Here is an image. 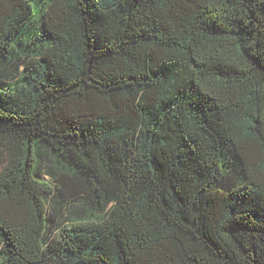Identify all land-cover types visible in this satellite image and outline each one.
Segmentation results:
<instances>
[{"label":"trees","instance_id":"trees-1","mask_svg":"<svg viewBox=\"0 0 264 264\" xmlns=\"http://www.w3.org/2000/svg\"><path fill=\"white\" fill-rule=\"evenodd\" d=\"M0 264H264V0H0Z\"/></svg>","mask_w":264,"mask_h":264}]
</instances>
